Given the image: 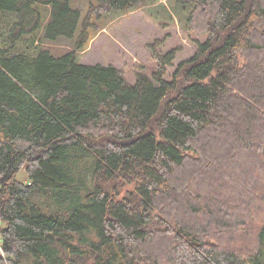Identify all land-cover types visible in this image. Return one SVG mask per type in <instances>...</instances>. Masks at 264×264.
I'll return each instance as SVG.
<instances>
[{"label":"trees","instance_id":"obj_1","mask_svg":"<svg viewBox=\"0 0 264 264\" xmlns=\"http://www.w3.org/2000/svg\"><path fill=\"white\" fill-rule=\"evenodd\" d=\"M71 1L0 0V264H264V0H176L205 40L134 83L33 54L143 0Z\"/></svg>","mask_w":264,"mask_h":264},{"label":"rangeland","instance_id":"obj_2","mask_svg":"<svg viewBox=\"0 0 264 264\" xmlns=\"http://www.w3.org/2000/svg\"><path fill=\"white\" fill-rule=\"evenodd\" d=\"M90 1L72 0L70 6L78 8L80 18L84 20ZM45 7L49 12L50 6ZM189 9V4L176 0H143L126 12L111 10L100 15L93 12L90 16L92 25L88 30L90 40L85 48L74 49L79 38L77 32L74 38L43 39L34 48L33 54L47 50L54 57H60L74 50L78 62L113 65L122 72L126 82L134 83L138 73L151 76L156 70L155 54L162 55L177 48L173 65L167 66L164 75L165 80L169 81L175 66L195 52L194 40L203 41L207 35L193 33V30L202 27L200 24L193 27L187 21ZM26 176L25 169H22L16 177L23 182ZM129 188L125 185L122 192Z\"/></svg>","mask_w":264,"mask_h":264},{"label":"built area","instance_id":"obj_3","mask_svg":"<svg viewBox=\"0 0 264 264\" xmlns=\"http://www.w3.org/2000/svg\"><path fill=\"white\" fill-rule=\"evenodd\" d=\"M0 242H1V238H0ZM0 252H1L2 255H3V251H2L1 243H0Z\"/></svg>","mask_w":264,"mask_h":264}]
</instances>
